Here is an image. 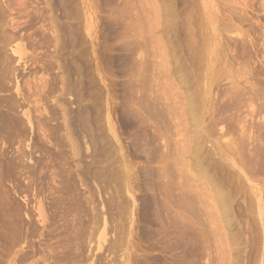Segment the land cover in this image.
Instances as JSON below:
<instances>
[{"label":"rangeland","instance_id":"obj_1","mask_svg":"<svg viewBox=\"0 0 264 264\" xmlns=\"http://www.w3.org/2000/svg\"><path fill=\"white\" fill-rule=\"evenodd\" d=\"M155 1L0 0V228L4 227L0 229V254L2 252L3 255H0V264H7L10 256L8 238L12 237L9 234L13 233V229L11 228L12 224H10L11 227L9 229L12 230L11 232L8 231L9 223L7 220H10L11 223V220L16 219L18 224L23 219H19L20 212H23L24 216H21L26 220L24 221L29 223L25 224L23 222L25 226L21 224L22 222L19 223L20 225H18L16 232L22 233L21 226L24 231L28 226L31 229L33 228L32 226H36L38 232L42 233V235H30L28 238L31 237V239H26L33 243L35 248L39 249V252L35 251V249V254L32 253L30 259L22 264H30L34 260L38 261V264H184L189 261L192 264L194 262L195 264H220L217 263L220 255H228L225 256L227 258L223 264H264V236H262L261 228V219L264 218V206H262L264 205V0H245L247 2H245V6L242 0H237L236 4L235 1H231L230 4V2H225L224 0H214V3L220 7L217 8L218 13H216L218 17L217 23L221 27L219 31L216 29L218 27L217 23L215 24L214 41L211 40V44L210 42L205 44L204 38H202L206 49H204V46L203 48L201 47L202 51L203 49L205 50V53L202 52L203 54H201L213 55L214 58H212L216 61H218L216 58L221 55L222 57L225 55V57L223 58L224 61L219 59V63H216L215 60L213 62V59L210 61L212 73L208 76L212 80H206L208 76L204 75L206 74L205 68L208 66L206 61L204 62V59L202 61L204 66L199 65L202 60L199 54L201 51L198 53V49L196 50L192 47L190 49L196 55L194 53L189 55L188 53L191 50L189 47H184L186 44H190L187 39L189 37H191L190 42L193 41L191 42L193 44H190L191 46L194 43L197 46L200 43L202 44V41L197 44L200 38L197 37L196 33L203 31L205 27L203 26L202 28L200 25V28L193 29L194 27L192 26L194 23L204 24V22H201L203 18L200 21L198 20V17L202 15L201 9L199 12L197 10V7L198 9L200 8L201 0L200 2L199 0ZM157 2L160 5L162 3V7ZM227 3L229 4L227 5ZM154 5L157 8L156 10L154 9L155 11L152 10ZM226 8H230L231 10L229 9V11L231 13H228L229 11L227 12ZM157 10L165 12L164 14L161 13L162 16H169V10H173L174 15H172L175 17L174 19L172 18L173 21H170L171 23L176 21V23H172L173 25L169 27L175 26L176 29L174 30L173 27L169 29H171V32L174 30L176 34L178 33L175 37L183 41H177L173 38L174 35L172 40L173 42L174 40L177 41H175V44L177 43L178 45L177 48L182 46L180 48L184 54L180 53V51L178 52L179 59L184 60L182 65L185 66L187 64L188 67H185L188 71L190 68L193 70L183 72L182 70L187 69L182 66L184 68H181L182 73H187L189 76H186V79L191 81L193 79L195 82L198 76L200 77V74L197 75V73H200L201 69L203 71V68L205 70L201 76L203 80L200 79L196 83L198 85L203 82L200 85L201 87L197 86L200 87L197 88L194 82L195 85L191 83V87L194 85L197 88V92H202L198 94V104L199 101H203L201 105L203 113H197L196 111V114L201 115L199 118L205 120V126L206 124L209 126H207L209 132L205 129L206 127L203 128L200 122L199 124L201 125L197 127L201 126V132L197 131L193 127L194 125L191 126L192 124L190 125L188 122L182 124V120L186 119H184L181 111L177 108L181 104L177 103L183 97L181 96L179 99L176 95L179 96L180 93L178 91H181V94L185 93L183 90L175 88L176 90L172 91L178 93L172 95L169 88H162L163 85L167 86L169 82L161 81L163 78H161V72L157 73L158 69L156 71V68L158 66L156 65H160L159 61H161V55H163L164 50H160L162 47L157 45L159 44L158 40L155 41L157 44L154 43L157 45L155 47L152 37L155 39L159 36L163 46L166 41L164 37L168 38L170 33L165 24V18L163 19L161 16L159 17L164 21V25H161L162 27H158L160 26L158 23L162 20L161 18L160 20L157 19L156 27H154L153 23V28L155 29L148 26L149 23H152L150 19L160 15ZM154 12L157 13L156 16L153 14ZM153 15L155 17H152ZM222 15H233L239 20L240 25L237 22L236 28H232V30L229 27L227 29L228 26L225 27V22H222V19L226 18V16ZM195 16L197 19H195ZM190 17L192 20H197V23L192 20L189 22ZM184 18L191 23L192 27L190 26V29L195 30L193 33L189 32L188 25L183 24L185 22L188 24ZM148 19L151 22L149 21L148 23ZM130 23H133V25L131 24L133 28ZM198 25L195 26L198 27ZM148 27L152 30L148 29ZM163 27L166 30L168 29L167 34L164 36L162 35L166 30L164 31ZM187 31L189 34L191 33V36H189ZM204 31V33L211 32L210 30L207 31V29ZM160 32L161 35H159ZM227 32L230 34L228 35ZM204 33L201 32V37ZM216 33L220 34L215 37ZM224 33L228 35L227 41L226 35H223ZM197 38L198 40L196 41ZM168 40L169 42H167ZM167 41V44L163 46H166V49L163 48L165 50L168 49L167 45L169 46L171 40L167 39ZM184 41L186 44L183 43ZM232 45H237L238 47L234 48ZM232 48L234 50L237 49V51L234 52ZM156 49L160 50V52ZM13 50H15L14 53ZM85 50L88 52L86 53ZM187 50L189 52H186ZM231 50L234 52L233 60L230 59L231 55H233ZM167 51L169 52V50ZM164 54L163 56L167 57V59L169 58L166 60L171 61L170 54L167 55V52ZM235 56H238L239 60ZM195 57L198 60H195ZM201 57L206 58V56ZM227 59L236 60L239 63H236V61L235 63L232 61L227 62ZM180 61L178 60V65H181ZM226 64L229 65L227 66ZM242 64L244 67L241 68ZM216 65L218 70H222L223 73L220 70V72H216ZM223 66L225 69H223ZM226 66L228 69H226ZM178 67L180 68L181 66ZM212 69L217 73L216 76ZM224 70L230 76H225ZM181 71L179 70V72ZM191 72L196 73V76L194 74L192 76ZM233 73H236V75L234 76ZM167 76L163 74V77L167 78ZM159 77L160 79H158ZM227 77L232 80V83L229 80H224ZM220 78L224 79L221 80ZM153 79L158 80L154 81ZM206 81L211 87L210 91L204 94L203 84ZM233 82L236 84L234 85ZM230 85L234 88L235 86L237 88L240 87V89L235 88L237 95L236 93L231 95L232 92H236L235 89L228 94L227 91L230 90ZM247 87L253 88L250 98L255 90V94L252 96L253 101H242L245 97L246 100L249 97V94L247 95L248 97L244 96L245 93L250 92H245L247 89L251 90ZM238 92L241 93L238 94ZM161 96H164L162 100L159 98ZM201 97L202 99L200 100L199 98ZM209 97L212 98L209 99ZM164 98H166V101ZM210 102L213 103L210 104ZM238 102L243 104V108L241 105V107L239 106V110H242H240L241 112L236 110L238 109ZM245 103L249 105H245ZM170 105L173 107H169ZM174 106L176 110L180 111L177 114L180 113V116L183 117H181V120L178 118L180 121L177 118L174 119L175 116L173 115L177 112ZM210 107L214 110L218 107L215 111H219V113L213 112L209 114V111H214ZM181 108H183L182 105ZM167 111L171 113L168 112V114ZM206 113H208V116H206ZM245 113L248 114V117ZM212 114L218 115L211 117L210 115ZM238 116H240L239 120ZM210 118L215 120H209ZM243 118L246 119V123L249 120L248 124L250 126L242 121L244 120ZM206 120L208 121L206 122ZM240 120L244 124L237 126L236 124ZM190 126L196 130L195 133H193L194 130L192 131ZM240 126L248 127L247 132L249 133H245L248 134L245 140L241 139V137L245 138V134H243L244 132ZM202 131L204 132L202 133ZM210 132L213 133H211L212 136L218 135V138H212ZM192 134L195 136L194 138L191 137ZM204 136L205 139L206 137L208 140L210 139L208 145L207 139L205 141L200 140ZM186 138H189L191 143H193L185 145H189L190 150L194 149L193 152H195L193 154V152H189L190 150L188 151L189 159L186 154L181 156L178 151L180 149L177 148L179 142L182 143L184 140L186 142H183L187 143ZM195 138H198V140H195ZM216 140L218 143L217 148L214 146V143L216 145ZM195 141L197 142L194 143ZM201 143L203 144L201 145ZM173 145L177 147L175 148ZM200 145V149L199 147L197 149L196 146ZM176 149L177 151H175ZM175 152L179 154H175ZM196 153L200 155L198 154L197 157L195 156ZM162 154L164 156L161 157L164 160L160 158ZM176 157L177 160L178 157L180 159L181 157L182 159L184 157L188 159L186 166L179 163L180 159L178 163L181 167L184 166L182 169L185 170L186 174L190 172L188 173L190 175L181 176L177 174L181 172V167L179 165L176 166L178 164L176 162V164H171ZM193 157H196V159L201 157L199 161L203 167L199 163L200 167L205 170L207 168L208 171L206 172H210L208 173L209 175L213 173L215 177L221 178L220 181L223 178L227 179L228 183L224 182L225 179L224 181L222 180V183H224L223 190L225 189V195L231 198L229 199V197L224 195L227 200H230L228 201V205L229 203L230 205L228 206L227 203L221 205L218 202L216 203L215 200L208 199L213 204H218L222 210L217 211V216L220 215V219L216 217V214V218L213 217L214 220L218 219L217 223L221 219H227V216H231L230 213L232 212L231 218L234 221L229 216L228 221L223 220V223H221H230L229 220L231 219L230 224L233 227H230V229L228 227L230 224L227 223L228 225L225 226L228 228L224 227L213 232L215 221L211 219L210 212L215 210L213 207H217L218 209L216 210H220L218 205L212 206L213 204L208 201L209 204H204L207 208L204 210L210 212L201 211L203 208L200 207V204L203 206V200H198L200 196L196 195L198 198L195 197V193L193 192L192 194V191L188 193L190 188L185 191L187 185L190 187L192 185L196 188L193 190L199 191L201 195L203 192L201 189H204L202 186L207 185L205 177L199 175L201 174L199 171L200 167H197L198 162L193 161L195 160ZM172 167L177 169L174 170ZM178 169L179 171L176 172ZM181 173L183 175V172ZM179 176L181 178H178ZM179 181L180 183H178ZM181 181H183V189L177 188L179 186L177 183L181 184ZM173 188L176 189L174 190ZM181 191L186 192H182V194L185 193L184 196L187 195V198L182 195L185 201H182L184 200L183 198L178 200V196L181 197ZM210 195L212 199L213 193L210 194L209 192ZM256 195L261 196L260 205L257 203ZM204 196L203 194L201 199ZM253 198L256 201L252 203ZM64 199L69 202L64 204L66 201L63 203ZM173 200L178 202L175 203ZM179 201L182 202L179 203ZM184 205L187 207L186 210ZM224 205H227L231 211L226 207L223 208ZM13 207L15 209L18 207L16 210H22L18 211L20 213L19 218L12 219L13 216L16 217L18 215V213L16 215L12 214L13 216L10 215L13 210L16 212ZM38 207L41 212L37 210ZM175 210H178L184 216L186 215L185 218L188 221L187 223H189L187 227L185 222V224L183 223L184 225L182 224L178 227L182 222L177 218V221L179 219L178 223L172 217L179 214H175ZM203 212L210 214V220H206L207 215L205 216ZM61 213L64 214L62 215ZM169 214L174 221L171 220L172 218ZM254 214L257 216H254ZM8 215L12 218H8ZM168 215L170 219H168ZM176 217H179V215ZM251 218H253V225L250 224ZM30 220L33 221L30 222ZM205 220L208 222L206 223ZM210 221H214L213 225H211ZM173 222L175 223L173 226H177L176 229L174 227V230L171 224ZM66 224L70 225L67 227ZM247 224L254 226V230L252 227L248 228ZM179 228L185 234L190 235L188 236L189 239L193 237L189 241L191 243L196 242L197 246L195 245L196 247H194L193 244V250L190 247V249H183L179 238ZM209 232L211 234L222 233V235L225 233L226 240L224 238L222 241L216 235L209 236ZM5 234L9 237H4ZM19 236L21 237V235ZM20 237L15 239L18 240V245H15L16 243L13 244L11 238V245H15L11 247L13 249L9 248L12 252L17 250L20 247L19 245L22 246L21 241L23 239ZM223 237L221 238L223 239ZM204 238L206 240H203ZM226 244H228V247ZM257 244L259 245L257 246ZM65 255H67V258H65ZM53 256L63 259L60 260L58 258L59 261H56L57 258H52ZM228 259H230V262ZM190 262L187 264H191Z\"/></svg>","mask_w":264,"mask_h":264},{"label":"bare ground","instance_id":"obj_2","mask_svg":"<svg viewBox=\"0 0 264 264\" xmlns=\"http://www.w3.org/2000/svg\"><path fill=\"white\" fill-rule=\"evenodd\" d=\"M156 1H157V0H156ZM156 1H155V2H156ZM166 1H168V0H166ZM224 1H225V2H230V4H231V1H235V4H236V1H237V0H224ZM224 1H223V2H224ZM151 2H152V1H151ZM153 2H154V1H153ZM164 2H165V1H164ZM169 2H171V0H170ZM199 2H200V0H199ZM225 2H224V3H225ZM242 2H243V4H244V6H245L246 3H247L245 0H242ZM245 2H246V3H245ZM157 3L159 4V2H157ZM196 3H197V2H196ZM232 3L234 4V2H232ZM158 4H156V6H157ZM228 4H229V3H227V5H228ZM148 5H149V4H148ZM161 5H162V3H161ZM161 5L159 4L160 7H162ZM165 5H166V3H165ZM165 5H164V6H165ZM227 5H226V7H228ZM156 6H155V5L152 6V7H153L152 10H154V9L156 10V9H157V8H155ZM159 6H157V7H159ZM197 6H198V5H197ZM217 6H218V4L214 3V0H201V2H200V6H199L200 8L198 9V7H197L198 12H199L200 9H201V14H202V15H200V16H202V17L199 16V17H198V20L200 21V20H202V18H203V21H201V22H204V24H203V23H201V24L198 23V24H199V25H198V24H195V23H194V25H192V26L194 27L193 29H195V28H200V25H201L202 28H203V26L205 27L204 30L207 29V31L210 30V31L212 32V33H211V32L204 33L205 31L203 30L204 32H203V31H199L198 33H196V34H197V37L201 39V40H200V39L198 40V38L196 39V41L198 40V41H197V42H198L197 44H199V43L203 40L202 38H204V42H205V44H206V42H210V44H211V40L214 41V40H213V32H214V29H215V24L217 23V19H218V17H217V13H218L217 10H218V9H217V8H220L219 6H218V7H217ZM160 7H159V8H160ZM169 7H170V5H169ZM164 8H165V7H164ZM222 8H223V7H222ZM230 8H231V7H230ZM230 8H229V9H230ZM226 9H227V8H226ZM226 9H225V11H226ZM229 9H227V12L229 11ZM155 10H154V11H155ZM160 10H161V9H160ZM185 10H186V9H185ZM219 10H220V9H219ZM230 10H231V9H230ZM157 11H158V10H157ZM157 11H156V12H157ZM169 11H170V15H169V13H167L169 16L165 15V16H167V17H165L164 15L162 16L161 13H163V11H162V12L158 11V13H160V15H158V16H156L157 13L154 12L153 14H154L157 18L153 15L152 17H155V18H152V19H153L155 22H154L152 19H150V20L152 21V23H149L150 20L148 19V20H147L148 23H149L148 26H151L152 29H155V28H153V23H154V27H156V24H157V22H158L157 19L160 20V18L163 17V19L165 18L164 21H165V24H166L167 28H168V29H169V28H172L173 26H172V27H169V26L175 24L176 21L172 22L173 24L171 23V21H173V19H174L175 16H173V15H174L173 12H172L173 10H172V11L169 10ZM221 11H222V10H221ZM225 11H224V13H225ZM171 12H172V13H171ZM216 12H217V13H216ZM222 12H223V11H222ZM164 13H165V12H164ZM164 13H163V14H164ZM224 13H223V14H224ZM228 13H231V11H229ZM172 14H173V15H172ZM188 14H189V13H188ZM199 14H200V13H199ZM176 15H177V14H176ZM234 15H235V14H234ZM237 15H238V13H237ZM159 16H161V17H159ZM171 16H172V17H171ZM181 16H182V15H181ZM187 16H188V15H187ZM222 16H226V18L222 19V22H225V27L228 26L227 29H229V27H230V29H232V28H236V27H237V26H236V25H237L236 23H237V22H238V24L240 23L239 20H238L236 17H234L233 15H232V16H230V15H228V16H227V15H222ZM242 16H243V15H242ZM170 17H171V19H169ZM166 18H167V20H166ZM172 18H173V19H172ZM185 18H186V17H185ZM185 18H184V20L187 21V19H185ZM199 18H200V19H199ZM161 19H162V18H161ZM163 19L159 21L160 24L158 23V25H160V26H158V27H162L161 25H164V23H163V22H164ZM195 19H197L196 16H195ZM133 20H134V19H133ZM138 20H139V19H138ZM168 20H169V23H168ZM170 20H171V21H170ZM191 20H192V19H191V17H190L189 22H191ZM141 21H143V20H141ZM151 21H150V22H151ZM179 21H180V20H179ZM181 21H182V20H181ZM192 21H193V22H196L197 20H196V21H195V20H192ZM161 22H162V23H161ZM187 22H188V21H187ZM189 22H188V24H187L186 22H185L186 24L183 23V22H182V23H183L184 25H186V26L188 25L187 27L189 28V29H188L189 32H192V33H193V31H195V30L190 29L191 23H189ZM133 23H134V22H133ZM133 23H130V26H131V27H132ZM170 23H171V24H170ZM196 23H197V22H196ZM131 24H132V25H131ZM143 24H144V23H143ZM150 24H152V25H150ZM167 24H168V25H167ZM169 24H170V25H169ZM178 24H179V23H178ZM178 24H177V25H178ZM183 24H182V25H183ZM189 24H190V25H189ZM202 24H203V25H202ZM139 25H140V24H139ZM180 25H181V24H180ZM195 25H196V26L198 25V27H196ZM217 25H218V23H217ZM217 25H216V26H217ZM223 25H224V24H223ZM239 25H240V24H239ZM142 26H143V25H142ZM192 26H191V27H192ZM164 27H165V26H164ZM164 27H163V28H164ZM187 27H186V29H187ZM220 27H221V26H220ZM220 27H219V25H218V27H216V29L219 30ZM132 28H133V27H132ZM202 28H201V29H202ZM135 29H136V28H135ZM137 29H138V28H137ZM148 29H151V28L148 27ZM152 29H151V30H152ZM168 29H167V30H166L165 28L163 29L164 31H165V30H166V31L164 32L165 34L163 33L162 36H164V35L167 34L166 32L168 31ZM173 29L175 30L176 27L174 26ZM177 29H178V27H177ZM222 29H223V28H222ZM224 29H226V28H224ZM237 29H238V28H237ZM132 30H133V29H132ZM132 30H131V31H132ZM174 30H172V32H171V29H169L170 36L168 35V38H167V37H164V39H165L166 41H167V39H170V40H171L169 46L167 45V47H168L167 50H169V52H168L167 50H165V49H166V48H165L166 46L163 47L164 44H167V42H169V40H168L167 42L164 40L165 43H164L163 46H162V45H161V42H160V37H159V36H158V38H155V37H154L156 40L153 39V37H152V42H153V44L155 43V41L158 40L157 42H158L160 45L157 44V42H156L155 44H157L159 47H162V49H160V50H161V51L164 50L163 53L161 52L163 55H165L164 53H166V52L168 53L167 55L170 54V60H171V61H167L169 58L167 59V57H165V56L159 54V55H161L162 57H161V61H159V62H160V65H159V64L156 65V66H158V68H156V71H157V69H158L157 73H158V72H161V76H162L161 78H163V79L161 80L162 82L166 81V83H167V82L170 83V84L168 83L167 86H166V85H163V87H162L161 85H160V86H161L162 88H165V89H166V88H169V89H170L169 91H170V93H172V95H173V94H177L178 92L181 94V91L175 92V91H172V90H176V89L183 90L185 93H182L181 95L179 94V96L176 95L177 97H179V99H180L181 96L183 97V99H180V102L177 103V104H181V105L183 106V108H181V105H179L180 108L176 106L177 104L175 105V106L181 111V115L184 117V119H186V120H182V124H185V122H188L190 125L192 124L191 126L194 125L193 127L196 128L197 131H200V132H201V128H200L201 126H199L200 129H199L197 126L202 124V125H203V128L206 127L205 129L208 131V127H209V126H208L207 124H206V126H205V120H203V118L200 119L199 117H201V115L198 114V115H199V116H198V115L196 114V111H197V113H201V112H202V111H201V110H202V109H201V108H202L201 105H202L203 101H202V102L199 101V104H198V94H199V93H202V92H197V88H200V87H201L200 85H201V83H203V82H200V81H199L200 84H198V85H197L196 83H198V80H200V79L203 80V78H201L203 71L206 70V71H205L206 74H204V75H206V77H207L208 75L210 76V73H212V72H211V68H212V67H210V64H211L210 61H211L214 57H213L212 54H211L212 56H210V55H206V54L202 55L203 53H205V50H204V49H206L205 46H204L205 44H203V41H202V44L200 43L201 45L199 44L200 46L198 45L199 47H198L195 43H194V45L191 46L190 44H193V43H191V42H193V41L190 42L191 37H189V36H191V35H190L191 33L189 34V32L187 31V33L189 34V36H188L189 38H187V39L189 40V43H190V44L187 45V44L185 43V41L187 42V40H185L183 43H185L186 46H184V47H187V48L189 47V49L192 48V47H194L196 50L198 49V50H197L198 53L201 51L199 54H200V58H201L202 60H201V63H200L199 65H200V66H204V63L202 64V61H203V59H204V62L206 61V63H207L208 66L206 65L207 67L205 68V70H204L203 67H201V68H203V71H202V69H201V71L198 70L200 73H197V75L200 74V77L198 76L199 79L197 78V79L195 80V82H194L193 79H192V81L189 80V79H186V76H188V75H187V73H182V71H183V72H187V71H188V69L185 67V66H187V64H186L185 66H183V65H182V64H183L182 61H184V60H183V59L181 60V58L179 59V57H178V52L180 51V53H182V52H181V48H180V47H182V46H179V47L177 48L178 45H177V43L175 44V41H176V40H177V41H180V40L177 39L178 37H175V35L177 36L178 33L176 34V33L174 32ZM190 30H192V31H190ZM232 30H233V29H232ZM239 30H240V29H239ZM142 31H143V30H142ZM142 31H141V32H142ZM207 31H206V32H207ZM219 31H220V30H219ZM222 31H224V30H222ZM240 31H241V30H240ZM240 31H239V32H240ZM176 32H177V31H176ZM179 32H180V31H179ZM201 32L204 33V34H202V37H201V35H200ZM216 32H217V31H216ZM243 32H244V31H243ZM138 33H139V32H138ZM169 33H168V34H169ZM172 33H175V34H172ZM187 33H186V34H187ZM227 33H228V35L230 34L229 32H227ZM135 34H137V33H135ZM171 34H172V35H171ZM188 34H187V35H188ZM194 34H195V33H194ZM196 34H195V36H196ZM198 34H199V35H198ZM210 34H211V35H210ZM214 34H215V33H214ZM219 34H220V33H219ZM219 34L216 33L215 37H217V35H219ZM221 34H222V33H221ZM159 35H161V32H160ZM173 35H174V37H173ZM203 35H204V36H203ZM205 35H206V36H205ZM223 35H226V34L224 33ZM228 35H226V41H227V36H228ZM241 35H242V34H241ZM243 35H245V34H243ZM140 36H141V34H140ZM151 36H152V35H151ZM153 36H154V35H153ZM155 36H156V34H155ZM220 36H221V35H220ZM156 37H157V36H156ZM172 37H173L174 39H176V40H174V42H173V40H172ZM207 37H208V38H207ZM221 37H222V36H221ZM223 37H224V36H223ZM241 37H242V36H241ZM241 37H239V38H241ZM149 38H150V37H149ZM166 38H167V39H166ZM179 38H180V37H179ZM228 38H229V37H228ZM236 38H238V37H236ZM221 39H222V38H221ZM221 39H220V40H221ZM229 39H230V38H229ZM161 40H162V39H161ZM215 40H216V38H215ZM218 40H219V39H218ZM231 40H233V39H231ZM234 40L236 41V39H234ZM150 41H151V40H150ZM177 41H176V42H177ZM181 41H183V40L181 39ZM181 41H180V42H181ZM199 41H200V42H199ZM237 41H238V40H237ZM180 42H179V44H180ZM216 42H217V41H216ZM218 42H219V41H218ZM230 42H231V41H230ZM232 42H233V41H232ZM221 43H222V42H221ZM238 43H239V42H238ZM238 43H237V44H238ZM153 44H152V45H153ZM155 44H154V45H155ZM231 44H232V43H231ZM233 44H234V42H233ZM240 44L243 45L242 43H240ZM131 45H132V44H131ZM157 45H155V47H157ZM181 45H183V44H181ZM195 45H196V46H195ZM207 45H208V44H207ZM238 45H239V44H238ZM2 46H3V45H2ZM127 46H128V44H127ZM203 46H204V49H203V51H202ZM210 46H211V45H210ZM233 46H234V45H232V47H233ZM236 46H237V45H236ZM236 46H234V48H235ZM135 47H136V46H135ZM184 47H183V48H184ZM196 47H197V48H196ZM201 47H202V48H201ZM214 47H215V46H214ZM214 47H213V48H214ZM237 47H238V46H237ZM153 48H154V47H153ZM163 48H165V49H163ZM200 48H201V49H200ZM213 48H212V49H213ZM215 48H216V47H215ZM215 48H214V49H215ZM234 48H232V49L234 50ZM239 48H240V46H239ZM239 48H238V49H239ZM84 49H85V48H84ZM177 49H180V50H177ZM199 49H200V50H199ZM224 49H225V48H224ZM224 49H223V50H224ZM153 50H154V49H153ZM156 50H157L158 52H160V50H158V49H156ZM190 50H191V49H190ZM219 50H220V49H219ZM225 50H226V49H225ZM225 50H224V51H225ZM228 50H229V49H228ZM233 50H231V51H232L231 54H233L235 51H237V49H235L234 52H233ZM14 51H15V50H13V53H14ZM85 51H86V50H85ZM85 51H84V52H85ZM207 51H208V50H207ZM215 51H216V50H215ZM220 51H221V50H220ZM87 52H88V51H86V53H87ZM154 52H155V51H154ZM154 52H153V53H154ZM186 52H189V50H187ZM190 52H191V53H190ZM190 52L188 53L189 55L192 54V53H194L193 50H191ZM202 52H203V53H202ZM208 52H209V51H208ZM212 52H213V51H212ZM86 53H84V54L87 55ZM201 53H202V54H201ZM206 53H207V52H206ZM182 54H184V53H182ZM194 54H195V53H194ZM221 54H222V53H221ZM221 54H220V55H221ZM223 54H224V53H223ZM85 55H84V56H85ZM154 55H155V53H154ZM192 55H193V54H192ZM195 55H196V54H195ZM195 55H194V56H195ZM216 55L218 56V54H216ZM183 56H184V55H183ZM186 56H187V55H186ZM201 56H206V58H205V57L202 58ZM159 57H160V56H159ZM163 57H164V58H163ZM168 57H169V56H168ZM184 57H185V56H184ZM190 57H191V56H190ZM190 57H188V58H190ZM212 57H213V58H212ZM220 57H222V55H221ZM220 57H218V58L215 57V58L218 59V61H220L219 59H221L222 61H224L223 58L225 57V55H223L222 58H220ZM227 57H228V56H227ZM235 57H236V56H235ZM237 57H238V56H237ZM237 57H236V59L239 60V57H238V58H237ZM0 58H1V57H0ZM233 58H234V54L231 55V58H230V59L233 60ZM166 59H167V60H166ZM228 59H229V58H228ZM228 59H227V62L232 61V60H228ZM241 59H242V58H241ZM241 59H240V61L243 62V60H241ZM85 60H86V59H85ZM85 60H84V61H85ZM165 60H166V61H165ZM178 60H179V61L181 60V61H180V64H181V65H178V64H179ZM190 60H191V59H190ZM195 60H198V58L195 57ZM214 60H215V59H213V62H214ZM215 61H216V60H215ZM218 61H216V63H217ZM235 61H236V60H235ZM235 61H232V62L235 63ZM86 62H87V61H86ZM156 62H157V61H156ZM159 62H157V63H159ZM162 62H163V63H162ZM164 62H165V63H164ZM167 62H168V63H167ZM186 62H188V61H186ZM208 62H210V63L208 64ZM213 62H212V63H213ZM225 62H226V61H225ZM227 62H226V63H227ZM237 62H238V61H236V63H237ZM84 63H85V62H84ZM169 63H170V65H169ZM198 63H199V61H198ZM218 63H219V62H218ZM238 63H239V62H238ZM244 63H246V62H244ZM244 63H243V64H244ZM85 64H86V63H85ZM85 64H84V65H85ZM184 64H185V63H184ZM243 64H242V65H243ZM153 65H154V64H153ZM177 65H178V66H181V67L179 68ZM196 65H197V63H196ZM213 65H215V64L213 63ZM226 65H227V64H226ZM228 65H229V64H228ZM228 65H227V66H228ZM230 65H231V63H230ZM242 65H241V68L244 67V65H243V66H242ZM247 65H248V64H247ZM0 66H1V65H0ZM87 66H88V65H87ZM99 66H100V65H99ZM154 66H155V65H154ZM159 66H160V67H159ZM182 66L185 67L187 70H185L184 68H182ZM193 66H194V65H193ZM218 66H219V65H218ZM227 66H226V69H228ZM85 67H86V65H85ZM85 67H84V68H85ZM187 67H188V66H187ZM215 67H216V68H215L216 72H220V71H221V73H223L222 70H220V69H219L220 71L218 70L217 65H216ZM223 67H224V66H223ZM86 68L88 69V67H86ZM103 68H104V67H103ZM152 68H155V67H152ZM176 68H177V69H176ZM181 68L184 69V70H182ZM219 68H221V67L219 66ZM235 68H236V67H235ZM237 68H238V67H237ZM197 69H198V68H197ZM223 69H225V67H224ZM232 69H233V68H232ZM103 70H104V69H103ZM146 70H147V69H146ZM153 70H154V69H153ZM160 70H161V71H160ZM179 70H180V71L182 70V71L179 72ZM190 70H192V69L190 68L189 71H190ZM212 70H213V72L215 73V76H216L217 73L215 72L214 69H212ZM236 70H237V69H236ZM251 70H252V69H251ZM3 71H4V70H3ZM162 71H163V72H162ZM189 71H188V72H189ZM192 71H193V70H192ZM225 71H226V70H224V74H225V76H226V75H227V76H230V74H227L228 72L226 71V72H227V73H226ZM229 71H232V70H229ZM234 71H235V70H234ZM237 71H238V70H237ZM4 72H5V71H4ZM153 72H154V71H153ZM153 72H152V73H153ZM164 72H165V73H164ZM196 72H197V71H196ZM232 72H233V71H232ZM239 72H240V70H239ZM67 73H68V72H67ZM191 73H192V72H191ZM191 73H190V74H191ZM230 73H231V72H230ZM236 73H238V72H236ZM236 73H235V74L233 73V75L235 76ZM240 73H241V72H240ZM70 74H71V73H70ZM154 74H156V73H154ZM154 74H153V75H154ZM159 74H160V73H159ZM163 74H164L165 76L168 75L167 78H166V77H163ZM185 74H186V75H185ZM190 74H189V75H190ZM193 74H194V72L192 73V76H193ZM195 74H196V73H195ZM195 74H194V75H195ZM68 75H69V74H68ZM222 75H223V74H221V76H222ZM231 75H232V73H231ZM66 76H67V75H66ZM195 76H196V75H195ZM209 76L206 78V80H208V79L210 80V79H211ZM215 76H214V77H215ZM221 76L219 75V77H221ZM68 77H69V76H68ZM188 77H189V76H188ZM203 77H205V76H203ZM219 77H218V78H219ZM222 77H224V75H223ZM3 78H4V77H3ZM164 78H165V79H164ZM193 78H195V77H193ZM212 78H213V77H212ZM231 78H232V77H231ZM65 79H66V78H65ZM86 79H87V78H86ZM158 79H160V77H159ZM158 79H157V80H158ZM166 79H167V80L169 79V80L167 81ZM190 79H191V78H190ZM213 79H214V78H213ZM220 79H221V78H220ZM220 79H218V80L221 81V80H223L224 78H222L221 80H220ZM153 80H154V81H157L156 79H153ZM211 80H212V79H211ZM216 80H217V79H216ZM216 80H215V81H216ZM224 80H229V78L227 77V79H224ZM235 80H236V79H235ZM1 81H2V80H1ZM63 81H64V80H63ZM67 81H68V80H67ZM188 81H189V82H188ZM196 81H197V82H196ZM229 81L231 82L232 80L230 79ZM233 81H234V79H233ZM158 82H159V81H158ZM193 82L196 84V87H197V86H200V87H197V88L194 87L195 84H194ZM211 82H212V81H211ZM223 82H224V81H223ZM235 82H236V81H235ZM235 82H233L234 85L236 84ZM159 83H160V82H159ZM166 83H165V84H166ZM191 83L194 84V85H192V86H193L195 89H194L193 87H191ZM207 83H208V82L206 81V83L203 84V92H204V94H205L206 92H209V91H210L209 89H210L211 85H210L209 83H208V84H207ZM214 83H216V82H214ZM214 83H213V85H214ZM231 83H232V82H231ZM231 83H230V84H231ZM237 83H238V82H237ZM233 84H231V85H233ZM213 85H212V87H213ZM231 85H230V88H229L230 90L227 91L228 94H229L230 91L232 92V90H234L235 88H237V86H235V88H234V87H232ZM237 85H238V84H237ZM165 86H166V87H165ZM224 86H225V85H224ZM226 86H227V85H226ZM214 87H215V86H214ZM244 87H245V85H244ZM158 88H160V87H158ZM175 88H176V89H175ZM192 88H193L194 90H193ZM245 88H246V87H245ZM247 88L251 89L250 87H247ZM0 89H1V88H0ZM237 89H240V87L237 88ZM160 90H161V88H160ZM163 90H164V89H163ZM167 90H168V89H167ZM226 90H227V89H226ZM235 90H236V89H235ZM241 90H242V89H241ZM252 90H253V88H252L251 90H248V89H247V91H245V92H248V91H250V92H249V93H245V92H244V93H245L244 96H245V95L247 96V95L249 94V97H248V96H247V97L250 98V95H251L250 93H252V92H251ZM171 91H172V92H171ZM199 91H202V90H199ZM254 91H255V90H254ZM254 91H253L252 96H254V94H255ZM164 92H165V91H164ZM164 92H163V94H164ZM167 92H168V91H167ZM174 92H175V93H174ZM213 92H214V91H213ZM216 92H217V91H216ZM231 92H230V93H231ZM165 93H166V92H165ZM223 93H225V92H223ZM235 93H236V95H237V90H236V92H234V93L232 92L231 95H233V94H235ZM239 93H241V92H238V94H239ZM167 94H169V93H167ZM226 94H227V93H226ZM169 95H171V94H169ZM219 95H220V94H219ZM223 95H225V94H223ZM242 95H243V94H242ZM256 95H257V94H256ZM158 96H160V95H158ZM158 96H157V97H158ZM210 96H212V95H210ZM217 96H218V95H217ZM221 96H222V95H221ZM227 96H228V95H227ZM229 96H230V95H229ZM252 96H251L252 99L250 98L251 100L248 99V98H247V100H246V99H245L246 97H245L242 101H244V100H245V102H247V101H253V97H252ZM155 97H156V96H155ZM162 97H164V96H161V97H159V98L162 100ZM202 97H203V96H202ZM202 97L199 98V99L201 100ZM214 97H215V96H214ZM234 97H235V96H234ZM237 97H238V96H237ZM174 98H175V95H174ZM207 98H208V97H207ZM210 98H212V97H209V99H210ZM160 99H159V100H160ZM164 99H165V101H166V98H164ZM164 99H163V100H164ZM176 99H178V98H176ZM167 100H168V99H167ZM181 100H182V101H181ZM205 100H206V98H205ZM212 101H213V100H212ZM221 101H222V100H221ZM6 102H7V101H6ZM174 102H175V101H174ZM200 103H201V104H200ZM212 103H213V102H212ZM212 103L210 102V104H212ZM240 103H241V102H240ZM240 103L238 102V104H237V105H238V107H237L238 109H236V110H239V108L243 105L242 103H241V104H240ZM248 103H251V102H248ZM248 103H245V105H247ZM165 104H166V103H165ZM170 104H171V102H170ZM174 104H175V103H174ZM174 104H173V105H174ZM198 105H199V106H198ZM204 105H205V103H204ZM208 105H209V103H208ZM208 105H207V106H208ZM240 105H241V106H240ZM248 105H249V104H248ZM5 106H6V105H5ZM165 106H166V105H165ZM175 106H174V109L176 110ZM209 106H210V105H209ZM211 106H212V105H211ZM214 106H215V105H214ZM239 106H240V107H239ZM6 107H7V106H6ZM169 107H173V106L170 105ZM198 107H200V108H198ZM167 108H168V107H167ZM203 108H204V107H203ZM207 108H208V107H207ZM213 108H214V107H213ZM217 108H218V107H217ZM217 108H216V109H217ZM242 108H243V106H242ZM247 108H248V107H247ZM168 109H171V108H168ZM178 109L176 110L177 112L174 111V112H175V115H173V116H175L174 119H176V118L178 119V118H179V119L181 120V117H182V116H180V113L177 114L178 112H180V111H178ZM181 109H182V110H181ZM204 109H205V108H204ZM208 109H209V108H208ZM210 109H211V107H210ZM216 109H215V110H216ZM220 109H221V108H220ZM211 110H214V109H211ZM215 110H214V111H209V110H208V111L210 112L209 114H211V113H213V112L215 113V112H216ZM218 110H219V109H218ZM224 110H225V109H224ZM240 110H241V109H240ZM240 110H239V111H240ZM9 111H10V110H9ZM169 111H170V110H169ZM169 111H167V113H168ZM203 111H204V110H203ZM208 111H207V112H208ZM220 111H221V110H220ZM241 111H242V110H241ZM241 111H240V112H241ZM174 112H173V113H174ZM169 113H171V112H169ZM169 113H168V114H169ZM202 113H203V112H202ZM216 113H219V111L216 112ZM221 113H222V112H221ZM221 113H220V114H221ZM243 113H244V112H243ZM183 114L186 116V118H185V116H184ZM206 114H207V115H206ZM206 114H205V115L208 116V113H206ZM233 114H234V113H233ZM241 114H242V113H241ZM245 114H246V116L248 117V114H247V113H245ZM245 114H244V115H245ZM9 115H10V114H9ZM213 115H214V114H212V115H210V116L212 117ZM217 115H218V114H216V116H217ZM237 115H238V114H237ZM237 115H236V116H237ZM173 116H172V118H173ZM176 116H178V117H176ZM179 116H180V117H179ZM210 116H209V117H210ZM216 116L214 115V117H216ZM231 116H232V115H231ZM3 117H4V116H3ZM12 117H13V116H12ZM183 117H182V118H183ZM239 117H240V116H238V120L240 119ZM242 117H243V116H242ZM244 117H245V116H244ZM247 117H245V118L247 119ZM245 118H243L244 120H242V121H244V123H246V119H245ZM179 119H178V120H179ZM199 119H200V120H199ZM206 119H207V118H206ZM218 119H219V118H218ZM221 119H222V117H221ZM15 120H16V119H15ZM180 120H179V121H180ZM209 120H215V119H213V118L211 119V118H210ZM226 120H227V119H226ZM236 120H237V119H236ZM183 121H184V122H183ZM207 121H208V120H206V122H207ZM221 121H222V120H221ZM240 121H241V120H240ZM240 121H238V123H239ZM242 121L240 122V124L237 123L236 125L239 126V125H241V124H244ZM248 121H249V120H248ZM248 121H247V123H246L247 125H249V124H248V123H249ZM199 122H200L201 124H199ZM214 122H215V121H214ZM217 122H218V121H217ZM222 122H223V121H222ZM0 123H1V122H0ZM212 123H213V122H212ZM219 123H221V122L219 121ZM246 124H245V126H247ZM214 125H215V124H214ZM191 126H190V127H191ZM207 126H208V127H207ZM237 126H236V127H237ZM249 126H250V125H249ZM251 126H252V125H251ZM214 127H215V126H214ZM240 127L242 128V130H243V132H244L243 134H245V133H249V132H247V131H248V127H243V126H240ZM240 127H238V128H240ZM184 128H185V127H184ZM191 128H192V127H191ZM210 128H211V127H210ZM14 129H16V128H14ZM185 129H186V128H185ZM198 129H199V130H198ZM205 129H204V130H205ZM235 129H236V128H235ZM257 129H258V128H257ZM10 130H11V129H10ZM183 130H184V129H183ZM193 130H194V131H193ZM239 130H240V129H239ZM249 130H250V129H249ZM179 131H180V130H179ZM186 131H187V129H186ZM192 131H193V133H195L196 130L192 128ZM192 131H191V132H192ZM245 131H246V132H245ZM9 132H10V131H9ZM188 132H189V131H188ZM188 132H187V134H188ZM203 132H204V131H202V133H203ZM208 132H209V131H208ZM211 133H212V132H210V135H211ZM215 133H216V132H215ZM182 134H183V133H182ZM196 134H197V133H196ZM212 134H213V133H212ZM222 134H223V133H222ZM192 135H193V134H192ZM192 135H191V137L194 138L195 136H194V135L192 136ZM225 135H226V134H225ZM246 135H247V136H246ZM250 135H251V133H250ZM181 136H182V135H181ZM188 136H189V135H188ZM215 136H216V137H215ZM217 136H218V135H216V134H215L214 136L211 135V137L214 138V139L218 138ZM219 136H220V135H219ZM252 136H253V135H252ZM191 137L189 136V138L192 140ZM209 137H210V136H209ZM243 137H244V135H243ZM246 137H248V134H245V138H242V137H241V139H242V140H245ZM182 138H183V137H182ZM189 138H186V139H185V140H187V143H184V142H186V141H184V140H183L184 142L182 141L183 145H182L181 142H179V143H181V144L178 143V145H179L181 148H180L179 146H178V147L176 146L178 149H180V150H178V151H179V153H180L181 156H182V155L184 156V154L187 155L188 151L190 150L189 145H185V144H190V143H191V141L189 140ZM238 138H239V137H238ZM251 138H253V137H251ZM196 139L198 140V138H195V140H196ZM206 139H207L206 142H207V145H208V143H210V141H209L210 139L208 140L207 137H206ZM206 139H205V136H204L203 139H200V140L205 141ZM239 139H240V138H239ZM217 140H218V139H217ZM217 140H216V145H215V143H214V146H216V148L218 147V146H217V144H218V143H217ZM220 140H221V138H220ZM229 140H231V139H229ZM253 140H254V139H253ZM177 141H178V140H177ZM247 141H248V140H247ZM196 142H197V141H195L194 143H196ZM206 142H204V143L206 144ZM222 142H224V141H222ZM222 142H221V143H222ZM225 142H226V141H225ZM229 142H230V141H229ZM232 142H235V141H232ZM238 142H239V141H238ZM240 142H241V141H240ZM175 143H176V142H175ZM192 143H193V142H192ZM192 143H191V144H192ZM219 143H220V142H219ZM199 144H200V143H199ZM202 144H203V143H201V145H202ZM211 144H212V142H211ZM230 144H231V143H230ZM175 145H176V144H175ZM201 145H200V146H196V148L199 147V149H200ZM221 145H222V144H221ZM173 146H174V145H173ZM212 146H213V144H212ZM235 146H236V145H235ZM174 147H175V146H174ZM174 147H173V150H174ZM176 147H175V148H176ZM204 147H205V146H204ZM202 148H203V147H202ZM228 148H229V147H228ZM230 148H231V147H230ZM234 148H235V147H234ZM197 149H198V148H197ZM218 149H219V148H218ZM212 150H213V147H212ZM224 150H225V149H224ZM236 150H237V149H236ZM175 151H177V149H176ZM193 151H194V149H191L189 152L192 153ZM201 151H202V150H201ZM213 151H214V150H213ZM216 151H217V150H216ZM218 151H219V150H218ZM237 151H238V150H237ZM239 151H240V150H239ZM231 152H232V150H231ZM170 153H171V152H170ZM179 153L175 152V154H179ZM194 153H195V152H193V154H194ZM199 153H200V152H199ZM199 153H196L195 156L198 157V154H199ZM212 153H213V152H212ZM212 153H211V154H212ZM229 153H230V152H229ZM232 153H233V152H232ZM243 153H244V152H243ZM188 154H189V153H188ZM193 154H192V155H193ZM230 154H231V153H230ZM157 155H158V154H157ZM199 155H200V154H199ZM219 155H220V154H219ZM161 156H164V155H163V154L160 155V158L162 159L163 157H161ZM168 156H169V155H168ZM172 156H173V155H172ZM187 156H188L187 158L189 159V155H187ZM217 156H218V154H217ZM165 157H166V156H165ZM165 157H164V158H165ZM166 158H167V157H166ZM169 158H170V156H169ZM190 158H191V157H190ZM194 158H195V160H193V161H196V162H198V164H199V163H200L199 158L201 159V157H199L198 159H196V157H193V159H194ZM202 158H203V157H202ZM158 159H159V158H158ZM179 159H180V158L178 157V160H177V157H176L175 161L173 160V162H171V164H172V163H175V162L178 163ZM184 159H185V160H184ZM188 159H186L185 157L182 159V157H181L180 160H181V161L183 160V161H182V162L180 161L179 163H181V164H183L184 166H186V164H187L186 161H188ZM203 159H204V158H203ZM219 159H220V158H219ZM159 160H160V159H159ZM162 160H164V159H162ZM211 160H212V159H211ZM215 160H216V159H215ZM245 160H246V159H245ZM19 161H20V160H19ZM191 161H192V160H191ZM193 161H192V162H193ZM219 161H220V160H219ZM222 161H223V160H222ZM8 162H9V161H8ZM241 162H242V161H241ZM176 163H175V164H176ZM179 163L176 164V166L179 165V166L181 167V165H180ZM189 163H190V162H189ZM215 163H216V162H215ZM242 163H244V162H242ZM175 164H174V165H175ZM193 164H194V163H193ZM198 164H197V167H198V168L200 167V164H201V166L203 167L202 163H200L199 166H198ZM220 164H221V163H220ZM223 164H224V163H223ZM239 164H240V163H239ZM174 165H172V166H174ZM207 165H208V164H207ZM215 165H216V164H215ZM224 165H225V164H224ZM249 165H250V164H249ZM179 166H178V168H180ZM184 166H182V167H184ZM204 166H205V165H204ZM213 166H214V165H213ZM240 166H241V165H240ZM0 167H1V166H0ZM11 167H12V166H11ZM174 167H175V166H174ZM182 167H181L180 169H181V172H183V175H182L181 172H178L179 169L176 170V172H178L177 174H178V175H181V176H184V175H187V176H188V175H190V174H188V173H190V172H188V173L186 174L185 170L182 169ZM191 167H192V166H191ZM2 168H3V166H2ZM4 168H5V167H4ZM168 168H169V167H168ZM172 168H173V167H172ZM225 168H226V167H225ZM252 168H253V167H252ZM173 169H174V168H173ZM175 169H177V168H175ZM175 169H174V170H175ZM213 169H214V168H213ZM217 169H218V168H217ZM191 170H192V169H191ZM169 171H170V170H169ZM188 171H190V170H188ZM196 171H198V170L196 169ZM199 171H200V173H201V174H199V175H200V176H204L205 179L207 180V181H205V183H206L207 185H209V186H208L209 188L207 187V185L204 184L205 186H204V187L202 186V188H204V189H201V191H203V192H202L201 195H200L199 191H197V190H193V189H196V188H194L192 185H191V187H190L189 185L186 184V185H187V189H186L185 191H187L188 188H190V190H188V193H191V191H192V194H193V192L195 193V194H194L195 197L198 198V196H196V195H199V196H200V198H198V200H199V201H200V200H201V201L203 200V201H202L203 203L201 202V203L203 204V206H201V204H200V207L203 208V209H201V211H203V210L206 208L205 205L209 204L208 201H210V200H212V201L215 200L216 203L218 202V203L221 204V205H223L224 203H227V205H228V201H230V200H227L226 198L229 197V196H228V195H225V193H224L225 189L223 190V184H224V183H222V180L224 181V179H225L224 182H227V179H226V178H223V179L220 181L221 178H219V177H215V176L213 175V173L209 175L208 173H210V172H206V171H208L207 168H206V170H205V169H202V168L200 167V170H199ZM221 171H222V170H221ZM240 171H241V170H240ZM244 171H245V170H244ZM116 172H117V171H116ZM226 172H227V171H226ZM248 172H249V170H248ZM117 173H118V172H117ZM191 173H192V172H191ZM231 173H232V172H231ZM4 174H5V173H4ZM214 174H215V173H214ZM232 174H233V173H232ZM249 174H252V173H249ZM178 175H177V176H178ZM215 175H216V174H215ZM247 175H248V174H247ZM257 175H259V174H257ZM173 176H174V175H173ZM181 176H179L178 178H181ZM192 176H193V175H192ZM216 176H217V175H216ZM236 176H237V175H236ZM239 176H240V175H239ZM116 177H117V176H116ZM174 177H175V176H174ZM198 177H199V176H198ZM234 177H235V175H234ZM249 177H251V176H249ZM256 177H257V176H256ZM252 178H253V177H252ZM257 178H258V177H257ZM176 179H177V178H176ZM196 180H198V179H196ZM242 180H243V179H242ZM245 180H246V179H245ZM182 182H183V181H181V184H178V183H180V181L177 183V185H179V186H177V188L180 187V189H183V184H182ZM187 182H188V181H187ZM191 182H192V181H191ZM193 182H194V181H193ZM195 182H196V181H195ZM201 182H202V181H201ZM227 183H228V182H227ZM184 185H185V184H184ZM198 186H199V185H198ZM246 186H247V185H246ZM261 186H262V185H261ZM263 186H264V185H263ZM250 187H251V186H250ZM198 188H200V187H198ZM206 188H207V189H206ZM173 189H174V188H173ZM175 189H176V188H175ZM175 189H174V190H175ZM191 189H192V190H191ZM205 189H206V190H205ZM249 189H250V188H249ZM204 190H205L206 193L204 192ZM157 191H158V190H157ZM159 191H160V190H159ZM185 191H181V197L178 196V200H180V198L182 199V198L185 197V196H186V198H187V195L184 196V194L186 193ZM195 191L198 192V194H196ZM201 191H200V192H201ZM228 191H229V190H228ZM160 192H161V191H160ZM182 192H185V193L182 194ZM209 192H210V194L213 193V195H212L213 198H212V199H211V195L209 196ZM237 193H238V192H237ZM192 194H191V196H192ZM203 194H204L205 196H204V198L201 199V197H202ZM234 194H236V193H234ZM240 194H241V192H240ZM246 194H247V193H246ZM257 194H258V193H257ZM156 195H157V194H156ZM182 195H183V197H182ZM224 195L227 196V197L225 198ZM157 196H158V195H157ZM189 196H190V195H189ZM262 196H263V195H262ZM256 197H257V203L260 205V202L262 201V200H261V196H260V195H256ZM256 197H255V198H256ZM2 198H3V197H2ZM5 198H6V197H5ZM197 198H196V199H197ZM208 198H209L210 200H209ZM224 198H225V200H224ZM153 199H154V198H153ZM183 199H184V198H183ZM188 199H189V198H188ZM193 199H194V198H193ZM229 199H231V198L229 197ZM251 199H252V198H251ZM6 200H7V199H6ZM9 200H10V199H9ZM65 200H66V201H65ZM162 200H163V199H162ZM174 200H175V199H174ZM174 200H173V202H175V203L178 202L177 200H176V201H174ZM64 201H65V203H64ZM182 201H185V199L182 200ZM182 201H179V203L182 202ZM199 201H198V202H199ZM212 201H210L211 204H213ZM225 201H226V202H225ZM246 201H247V200H246ZM254 201H256V200L253 198L252 203H253ZM5 202H6V201H5ZM62 202H63L64 204H66V203L69 202V201H67V199H64ZM160 202H161V201H160ZM173 202H172V203H173ZM248 202H249V201H248ZM2 203H3V202H2ZM162 203H163V201H162ZM168 203H169V202H168ZM175 203H173V204H175ZM199 203H200V202H199ZM216 203L213 204L212 206H215ZM240 203H241V202H240ZM7 204H8V203H7ZM181 204H182V203H181ZM192 204H193V203H192ZM194 204H195V202H194ZM204 204H205V205H204ZM243 204H244V203H243ZM262 204H263V203H262ZM217 205H218V204H217ZM217 205H216V206H217ZM227 205H226V206L224 205L223 208L226 207L227 209H229L228 206L230 205V203H229L228 206H227ZM9 206H10V205H9ZM17 206H18V205H17ZM172 206H173V205H172ZM193 206H194V205H193ZM196 206H197V205H196ZM262 206H264V205H262ZM14 207H15V206H14ZM14 207H13V208H14ZM173 207H174V206H173ZM184 207H185V210H186L187 207H186L185 205H184ZM200 207H199V208H200ZM207 207H208V206H207ZM218 207H219V205H218ZM4 208H5V207H4ZM10 208H12V207H10ZM166 208H167V207H166ZM169 208H170V207H169ZM174 208H175V207H174ZM238 208H239V207H238ZM5 209H6V208H5ZM14 209H15V208H14ZM16 209H18V207H16ZM16 209H15L16 212H14V210H13V211H12L13 213H11L10 215L13 216L12 214H15V215H16L17 213H18V215H16V217L13 216V218H12L10 215H8V218H10V219H11V218H12V219L19 218V214H20V213H21V215H23V212H20V211H22L21 209H20V211H19V210H16ZM170 209H171V208H170ZM189 209H190V207H189ZM206 209H207V208H206ZM208 209H209V208H208ZM211 209H212V207H211ZM213 209H215V210H213L212 212H210V211H208V210H207V211L204 210V212H210V214H211V216H212V217L209 216V215H210L209 213H204V212H203V214H205V216L207 215V217H206L207 219L205 218L206 220H210V217H211L212 220H214L213 217H214V218L218 217V219H220V218H219L220 215L217 216V214H218L217 211H222V210L220 209V207H219L220 210H216V209H218L217 207H213ZM239 209H240V208H239ZM37 210L40 211V208L38 207ZM173 210H174V209H173ZM229 210H230V209H229ZM229 210H228V211H229ZM244 210H245V209H244ZM254 210H255V209H254ZM256 210H257V208H256ZM256 210H255V212H257ZM0 211H1V210H0ZM7 211H8V209H7ZM18 211H19L20 213H19ZM64 211H65V209H64ZM176 211H177V212H176ZM223 211H225V210H223ZM230 211H231V210H230ZM242 211H243V210H242ZM10 212H11V211H10ZM24 212H25V211H24ZM40 212H41V211H40ZM171 212H172V211H171ZM173 212H174V211H173ZM213 212H215V213L213 214ZM216 212H217V213H216ZM253 212H254V211H253ZM25 213H26V212H25ZM57 213H58V212H57ZM174 213H175V214H178V213H179V214H178L179 217H176V216H178V215L172 216V217L174 218V220L177 221L176 219L179 218L180 221L182 222V223L179 224L178 227H180L184 222H185V223L188 222V221L186 220V218H185L186 215L184 216L182 213L180 214V212H178V210H175ZM222 213H223V212H222ZM260 213H261V212H260ZM27 214H28V213H27ZM27 214H26V216H27ZM61 214L63 215L64 213H61ZM65 214H66V213H65ZM67 214H68V213H67ZM171 214H172V213H171ZM212 214H213L214 216H213ZM215 214H216V217H215ZM230 214H231V216L229 215L230 217L227 216V219H223V220H224V221H225V220L228 221V217H229V218L232 217V212H231ZM255 214H256V213H255ZM255 214H254V216H257V215H255ZM21 215H20V218H19V219H22V218H23V219H22L23 221L21 220V221H19V223L22 222L21 224H23V222H25L26 220H25L24 217H22ZM28 215H29V214H28ZM40 215H41V214H40ZM40 215H39V216H40ZM169 215H170V214H169ZM169 215H168V219H170V217H171V215H170V217H169ZM182 215H183L184 217H183ZM1 216H2V214H1ZM9 216H10V217H9ZM17 216H18V217H17ZM23 216H24V215H23ZM180 216H182V217H180ZM237 216H238V215H237ZM254 216H253V217H254ZM263 216H264V215H263ZM29 217H30V215H29ZM172 217H171V218H172ZM175 217H176V218H175ZM261 217H262V214H261ZM261 217H260V218H261ZM166 218H167V217H166ZM173 218L171 219L172 221H174ZM184 218H185V219H184ZM221 218H222V216H221ZM223 218H224V216H223ZM235 218H236V217H235ZM254 218H255V217H254ZM260 218H259V219H260ZM19 219H17V220H19ZM30 219H31V218H30ZM179 219H178V221H179ZM181 219H182V220H181ZM189 219H190V218H189ZM203 219H204V218H203ZM218 219L214 220L216 224L214 223V221H210V222L212 223L211 225H213V223H214V228H213L214 231H213V232H215V230L223 229L224 227H225V228H228V227H229V229H230V227H233V226H231V224H230L231 221L233 220L232 218H231L232 220L230 219L231 221L229 220L230 223L225 222L224 224H221V223H223V220H222V219H221L222 221L219 220V221H220V222H219L220 224L217 223L216 221H217ZM238 219H239V218H238ZM241 219H242V218H241ZM252 219H253V218H251V221H252ZM24 220H25V221H24ZM28 220H29V219H28ZM28 220H27V221H28ZM193 220H194V219H193ZM206 220H205V222L207 223L208 221H206ZM242 220H243V219H242ZM263 220H264V218L261 219V221H262L261 228H262V232H263V235H262V236H264V221H263ZM0 221H1V220H0ZM13 221H14V222H13ZM31 221H33V220H30V222H31ZM169 221H170V220H169ZM178 221H177V222H178ZM195 221H196V220H195ZM200 221H201V220H200ZM233 221H234V220H233ZM251 221H250V224L253 223V221H252V222H251ZM7 222L9 223V224H8L9 226H8L7 228L9 229V227H11L10 224H12V227H11V228L13 229V231H12L13 233H12V234H11V233L9 234V232H8L9 236H10V237L12 236V237H11L12 240H11V238H8V237H9L8 235H6V234L4 235V237L8 236L7 238L9 239V244H10V247H9V248H10V249H13V248H11V247H14L15 245H18V244H17V243H18V240H15V239H16V238L18 239V237H20L19 235H21V237H22V239H23V240L21 239L22 241L20 240V241L22 242V243H21L22 246L19 245L20 247H19V248L17 247V248H18L17 250H15V251L12 252V250H10V249L8 248V251H10V253H9L10 256H9V259L7 260V264H22V263H24V262H26V261H28V260L30 259L32 253H34L35 251H38V250H39L38 248H35V246L33 245V243H31L30 241H27L28 239H31V237H30V238H28V237H29L30 235H33V236H34L35 234H36V235H37V234H38V235H42V233L38 232V229L36 228V226H35V227L32 226V227H33L32 229H31L30 226H28V227H27L28 229L26 228L25 231H24L23 227L21 226L20 228H22V230H21L20 228H19V230H21L22 233L19 234L20 232H19V233H18V231L16 232V230H18V225H20L19 223L17 224L18 221H16V219H15V220H11V223H10V220H9V221L7 220ZM254 222H256V221H254ZM2 223H3V221H2ZM26 223H29V222H25V224H26ZM32 223H33V222H32ZM178 223H179V222H178ZM185 223H184V224H185ZM203 223H204V222H203ZM206 223H205V224H206ZM227 223L230 224V226L226 227V226L228 225ZM256 223H257V222H256ZM256 223H255V224H256ZM33 224H34V223H33ZM171 224H172V226H173V224L175 225L174 222L171 223ZM184 224H183V225H184ZM188 224H189V223H187L186 227L188 226ZM243 224H244V223H243ZM23 225H24V224H23ZM66 225H67V224H66ZM69 225H70V224H69ZM69 225H67V227H68ZM177 225H178V224H177ZM225 225H226V226H225ZM233 225H234V224H233ZM252 225H253V224H252ZM252 225H248V224H247L248 228H251ZM5 226H7V225H5ZM24 226H25V225H24ZM201 226H202V225H201ZM205 226H207V225H205ZM205 226H203V227H205ZM245 226H246V225H245ZM245 226H244V227H245ZM84 227H85V226H84ZM174 227H175V226H173V228H172V227H171V228L174 230ZM1 228L3 229L4 227H1ZM1 228H0V229H1ZM5 228H6V227H5ZM176 228H177V226L175 227V229H176ZM253 228H254V226L252 227V229H253ZM261 228H259V229H261ZM8 229H6V230H8ZM12 229H9L8 231L11 232ZM84 229H85V228H84ZM84 229H83V230H84ZM169 229H170V228H169ZM172 229H170V230H172ZM202 229H203V228H202ZM206 229H207V227H206ZM252 229H249V230H252ZM85 230H86V229H85ZM179 230H180V232H179V234H180L179 238H180V240H181L180 243L182 244L183 249H184V248L187 249V248L190 247L191 250H193V249H192L193 244H194V247L197 246V245L195 244L196 242H193V243L189 242L190 239H192L193 237L191 236L192 238L189 239L188 236H190V235L185 234L183 231H181L180 228L178 229V231H179ZM208 230H209V229H208ZM231 230H232V229H231ZM253 230H254V229H253ZM255 230H258V229H255ZM260 231H261V230H260ZM260 231H259V232H260ZM1 232H2V231H1ZM14 232H15L16 234H15ZM84 232H86V231H84ZM197 232H198V230H197ZM246 232H247V231H246ZM255 232H256V231H255ZM171 233H172V232H171ZM171 233H170V234H171ZM2 234H4V233H2ZM172 234H173V233H172ZM174 234L176 235V234H178V233H174ZM179 234H178V235H179ZM224 234H225V233H224ZM224 234H223V235H224ZM259 234L261 235V233H259ZM17 235H18V236H17ZM204 235H205V234H204ZM211 235H213V236L216 235V236L218 237V239L220 238L222 241H223L224 238L226 237L225 235H224V237H223L222 233H221V234H216V233H215V234H214V233L211 234V233L209 232V236H211ZM220 235H222L221 237H223V239L220 237ZM193 236H194V235H193ZM197 236H198V235H197ZM197 236H196V237H197ZM229 236H231V235H229ZM232 236H233V235H232ZM21 237H20V238H21ZM202 237H203V235H202ZM20 238H19V239H20ZM27 238H28V239H27ZM208 238H210V237H208ZM208 238H207V239H208ZM214 238H215V237H214ZM230 238H231V237H230ZM230 238H229V240H231ZM232 238H233V237H232ZM249 238H250V237H249ZM26 239H27V240H26ZM254 239H255V237H254ZM254 239H253V240H254ZM2 240H3V239H2ZM10 240L12 241L13 244H15V243H16V244H15L14 246H13V244L11 245ZM194 240H196V239L194 238ZM203 240H206V239L204 238ZM209 240H210V239H209ZM221 240H220V241H221ZM225 240H226V238H225ZM251 240H252V239H251ZM251 240H250V241H251ZM0 241H1V240H0ZM174 241H175V240H174ZM197 241H198V240H197ZM210 241H211V240H210ZM216 241H217V239H216ZM216 241H215V242H216ZM218 241H219V240H218ZM7 242H8V241H7ZM171 242H172V241H171ZM200 242H202V241H200ZM206 242H207V241H206ZM228 242H229V241H228ZM230 242H231V241H230ZM255 242H256V241H255ZM19 243H20V242H19ZM173 243H174V242H173ZM180 243H178V244H180ZM203 243H205V242H203ZM220 243H221V242H220ZM258 243H259V242H258ZM9 244H8V245H9ZM174 244H176V243H174ZM189 244H190V245H189ZM198 244H199V243H198ZM200 244H201V243H200ZM222 244H223V243H222ZM195 245H196V246H195ZM208 245H209V244H208ZM211 245H212V244H211ZM211 245H210V248H211ZM218 245H220V244H218ZM218 245H217V246H218ZM223 245H224V244H223ZM226 245H227V247H228V244H226ZM258 245H259V244H257V246H258ZM177 246H178V245H177ZM182 246H181V247H182ZM200 246H201V245H200ZM204 246H206V245H204ZM224 246H225V245H224ZM242 246H243V245H242ZM1 247H2V246H1ZM208 247H209V246H208ZM236 247H237V246H236ZM15 248H16V247H15ZM190 248H189V249H190ZM239 248H240V247H239ZM244 248H245V247H244ZM257 248H258V247H257ZM259 248H260V247H259ZM35 249H36V250H35ZM177 249H179V248H177ZM189 249H188V251H189ZM207 249H209V248H207ZM220 249H222V248H220ZM232 249H233V248H232ZM34 250H35V251H34ZM216 250H217V249H216ZM216 250H215V251H216ZM224 250H225V249H224ZM41 251H42V250H41ZM220 251H221V250H220ZM222 251H223V250H222ZM250 251H251V249H250ZM257 251H258V250H257ZM38 252H39V251H38ZM217 252H218V251H217ZM225 252H226V251H225ZM255 252H256V251H255ZM180 253H181V252H180ZM196 253H197V252H196ZM196 253H195V254H196ZM214 253H215V252H214ZM228 253H229V252H228ZM3 254H4V253H3ZM34 254H35V253H34ZM224 254H225V253H224ZM0 255L3 256V255H2V252H1ZM63 255H64V254H63ZM63 255H62V257H63ZM68 255H71V254H68ZM232 255H233V254H232ZM250 255H251V254H250ZM252 255H253V254H252ZM33 256H34V255H33ZM49 256H50V255H49ZM66 256H67V255H65V258H67ZM71 256H72V255H71ZM200 256H201V255H200ZM203 256H204V255H203ZM225 256H228V255H225ZM225 256L220 255V256L218 257L219 259L217 258V259H218V262H217V263L223 264V263L226 261V258H227V257L225 258ZM254 256H255V255H254ZM182 257H183V256H182ZM216 257H217V256H216ZM235 257H236V256H235ZM251 257H252V256H251ZM52 258H57V257L53 256ZM58 258H59L60 260L63 259V258H61V257H58ZM58 258L56 259V261H57V260L59 261ZM185 258H186V257H185ZM185 258H183V259H185ZM199 258H200V257H199ZM203 258H204V257H203ZM253 258H254V257H253ZM180 259H181V258H180ZM187 259H188V258H187ZM200 259H201V258H200ZM213 260H214V258H213ZM228 260H229V262H230V259H228ZM242 260H243V258H242ZM258 260H259V259H258ZM258 260H257V261H258ZM181 261H182V260H181ZM183 261H184V260H183ZM185 261H186V259H185ZM185 261H184V262H185ZM210 261H211V260H210ZM216 261H217V260H216ZM189 262H190V261H189ZM189 262H187V263H189ZM261 262H262V260H261ZM187 263H184V264H187ZM190 263L192 264V262H190ZM226 263H227V262H226ZM30 264H38V261H35V260H34V261H33L32 263H30ZM194 264H195V262H194ZM230 264H231V263H230ZM243 264H244V263H243ZM246 264H247V263H246Z\"/></svg>","mask_w":264,"mask_h":264}]
</instances>
